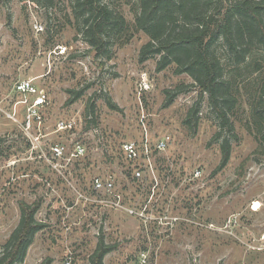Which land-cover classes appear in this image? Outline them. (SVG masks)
I'll list each match as a JSON object with an SVG mask.
<instances>
[{"label":"rangeland","instance_id":"rangeland-1","mask_svg":"<svg viewBox=\"0 0 264 264\" xmlns=\"http://www.w3.org/2000/svg\"><path fill=\"white\" fill-rule=\"evenodd\" d=\"M103 2L127 29L97 57L72 0H0V256L28 205L43 228L17 264H90L101 240L113 249L104 264H264V48L253 41L237 63L216 45L223 93L234 101L228 131L176 63L158 71L160 55L140 61L149 37L134 25L137 0ZM58 45L65 55L51 54ZM143 75L149 91L140 90ZM31 78L48 95L41 134L86 148L63 175L31 152L20 127L13 89ZM167 92L176 96L165 107ZM195 109L192 132L184 121ZM59 120L73 121L75 134L54 133ZM162 140L165 149H156ZM224 140L230 157L219 168ZM127 142L138 148L137 163L121 151ZM146 149L153 173L138 180L133 165H143ZM95 179L112 191H95Z\"/></svg>","mask_w":264,"mask_h":264},{"label":"trees","instance_id":"trees-1","mask_svg":"<svg viewBox=\"0 0 264 264\" xmlns=\"http://www.w3.org/2000/svg\"><path fill=\"white\" fill-rule=\"evenodd\" d=\"M43 1L52 4V0ZM137 3L134 25L149 37V42L141 48L140 61L160 55L158 71L169 62L176 63L177 74L189 75L200 97L207 94L209 104L221 120V128L231 131L225 111L231 109L234 101L223 93L225 81L215 53L216 45L221 40L237 63L240 56L243 60L247 46L253 41L264 48V0H137ZM72 6V15L83 26V41L97 57L108 53L106 40L111 34H121L127 29L125 19L103 0H72ZM175 96L167 92L165 107ZM107 104L115 109L110 99ZM190 112L184 124L194 132L197 111ZM220 148L219 168H222L229 161V141H222ZM36 208L21 206L19 223L3 246L0 264L24 261L35 234L43 228L34 218ZM112 250L101 240L89 258L90 264H104V256Z\"/></svg>","mask_w":264,"mask_h":264},{"label":"built area","instance_id":"built-area-1","mask_svg":"<svg viewBox=\"0 0 264 264\" xmlns=\"http://www.w3.org/2000/svg\"><path fill=\"white\" fill-rule=\"evenodd\" d=\"M36 32H42L41 25H35ZM67 53L66 46H56L51 54L63 56ZM150 85L143 75L140 84L141 91H149ZM14 93L19 95L20 105L23 106V117L20 122V127L27 138V142L31 145V152L35 153L39 160L43 162L50 170L57 172L60 175L69 171L70 168L77 164L86 154V148L82 142L71 139L64 141H52L46 139L48 134H41V128L45 121L44 113L48 105V95L44 88L35 83V79L20 80L14 85ZM76 132V125L73 121L59 120L55 124L54 133H63L65 135H73ZM167 142L162 140L156 145V149L164 150ZM121 151L131 163H137L140 158L138 148L135 143L127 142L121 146ZM146 161L142 166L134 164L133 176L135 179H144L146 175L153 173L152 160L148 150H145L143 155ZM93 188L97 192L112 191V184H103L99 179H95Z\"/></svg>","mask_w":264,"mask_h":264}]
</instances>
